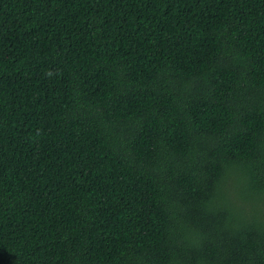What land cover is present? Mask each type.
Listing matches in <instances>:
<instances>
[{
	"label": "trees",
	"instance_id": "obj_1",
	"mask_svg": "<svg viewBox=\"0 0 264 264\" xmlns=\"http://www.w3.org/2000/svg\"><path fill=\"white\" fill-rule=\"evenodd\" d=\"M0 264H264V0H0Z\"/></svg>",
	"mask_w": 264,
	"mask_h": 264
}]
</instances>
